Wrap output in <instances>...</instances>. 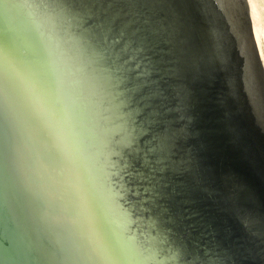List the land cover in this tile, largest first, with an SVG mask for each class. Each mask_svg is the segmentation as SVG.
<instances>
[{"label":"water","instance_id":"1","mask_svg":"<svg viewBox=\"0 0 264 264\" xmlns=\"http://www.w3.org/2000/svg\"><path fill=\"white\" fill-rule=\"evenodd\" d=\"M257 4L0 0V264H264Z\"/></svg>","mask_w":264,"mask_h":264},{"label":"bare ground","instance_id":"2","mask_svg":"<svg viewBox=\"0 0 264 264\" xmlns=\"http://www.w3.org/2000/svg\"><path fill=\"white\" fill-rule=\"evenodd\" d=\"M257 6V12H258V16H259V18H264V9H263V7L260 5V4H257L256 5ZM261 24H263L264 25V20H262L261 21ZM262 25V26H263ZM263 55V54H262ZM263 60H264V55H263Z\"/></svg>","mask_w":264,"mask_h":264}]
</instances>
